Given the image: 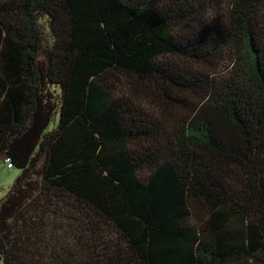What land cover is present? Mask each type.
<instances>
[{
  "label": "trees",
  "instance_id": "trees-1",
  "mask_svg": "<svg viewBox=\"0 0 264 264\" xmlns=\"http://www.w3.org/2000/svg\"><path fill=\"white\" fill-rule=\"evenodd\" d=\"M0 155V264H264V0H0Z\"/></svg>",
  "mask_w": 264,
  "mask_h": 264
},
{
  "label": "rangeland",
  "instance_id": "rangeland-1",
  "mask_svg": "<svg viewBox=\"0 0 264 264\" xmlns=\"http://www.w3.org/2000/svg\"><path fill=\"white\" fill-rule=\"evenodd\" d=\"M55 121H58V117ZM51 128L52 125H50V129ZM18 174L19 171H17L16 169L8 168L6 157L4 155H0V200L5 197L8 190L16 180Z\"/></svg>",
  "mask_w": 264,
  "mask_h": 264
},
{
  "label": "built area",
  "instance_id": "built-area-1",
  "mask_svg": "<svg viewBox=\"0 0 264 264\" xmlns=\"http://www.w3.org/2000/svg\"><path fill=\"white\" fill-rule=\"evenodd\" d=\"M6 162H7V164H8V162H9V161H8V160H6ZM8 167H10V166L8 165Z\"/></svg>",
  "mask_w": 264,
  "mask_h": 264
}]
</instances>
